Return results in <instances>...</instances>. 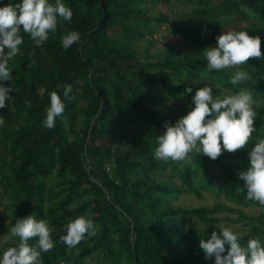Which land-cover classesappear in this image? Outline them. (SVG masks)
Wrapping results in <instances>:
<instances>
[{
    "label": "trees",
    "instance_id": "trees-1",
    "mask_svg": "<svg viewBox=\"0 0 264 264\" xmlns=\"http://www.w3.org/2000/svg\"><path fill=\"white\" fill-rule=\"evenodd\" d=\"M178 1L194 7L173 20L172 0H65L72 19H61L40 45L23 33L10 58L13 79L4 83L13 98L0 108V231L7 210L14 221L47 218L56 243L42 253L43 264H213L199 241L220 225L239 226L242 244L264 241V205L246 198L238 175L248 149L215 159L194 153L186 163L153 156L164 122L185 113L204 83L220 96L250 88L259 115L247 147L264 138V59L209 70L203 53L217 34L241 29L260 35L264 52V0H249L258 3L253 10L247 0ZM157 2L169 11H153L149 3ZM169 28L183 44L165 39ZM73 29L81 40L65 49L61 37ZM237 70L248 76L234 85ZM68 84L71 98L63 96ZM52 90L65 110L48 128L42 121ZM179 100L184 108L173 105ZM184 194L215 201L189 207L178 203ZM82 214L97 231L68 246L60 237ZM18 239L10 234L0 254Z\"/></svg>",
    "mask_w": 264,
    "mask_h": 264
},
{
    "label": "clouds",
    "instance_id": "clouds-1",
    "mask_svg": "<svg viewBox=\"0 0 264 264\" xmlns=\"http://www.w3.org/2000/svg\"><path fill=\"white\" fill-rule=\"evenodd\" d=\"M72 17L73 9L65 0H9L0 3V108L13 98L12 85L4 81L13 79L9 60L21 51L23 33H28L35 44L40 45L48 39L50 32L56 30L61 19L71 20ZM80 40L81 33L76 29L61 37L65 49ZM203 53L209 70H227L247 62L250 57L264 59L261 36L251 35L248 29L217 34L216 42L203 49ZM247 76V72L237 70L231 75V82L239 84ZM71 91V84L64 86L63 96L71 98ZM185 91L192 93V86ZM64 110V99L58 91L52 90L42 124L55 127L57 117ZM258 115L250 88H239L232 94L220 96L212 83H204L196 88L185 113L175 121L164 122V131L156 137L153 156L158 160L186 163L193 159L194 153L207 154L215 159L224 150L246 148L249 162L238 175L247 189L246 198L264 205V138L251 148L247 147L256 129ZM3 124L4 117L0 115V126ZM53 230L47 218H38L35 213L17 217L10 233L19 239L3 250L0 264H43L42 253L56 243ZM96 231L94 219L82 214L68 221L60 240L68 246H75ZM239 235L233 228L220 225L219 231L214 229L210 235L201 237L200 247L206 257H214L213 264H264V241L250 237L242 244Z\"/></svg>",
    "mask_w": 264,
    "mask_h": 264
},
{
    "label": "rangeland",
    "instance_id": "rangeland-1",
    "mask_svg": "<svg viewBox=\"0 0 264 264\" xmlns=\"http://www.w3.org/2000/svg\"><path fill=\"white\" fill-rule=\"evenodd\" d=\"M172 3L174 5L172 7L173 11L171 13L173 20H178L180 18L181 11H183L185 7H187L189 11L192 10L194 7L190 3L187 4V3H184L183 1H178V0H172ZM247 5H248V9L250 10H253L254 8L258 7V3L256 1L252 2V1L247 0ZM149 6L153 11H156V12H160V11L168 12L169 11V6H167L166 4L162 2H157L155 4L149 3ZM165 39L173 40L176 46L183 44L182 39L176 37L173 34V32L170 30V28L169 30L166 31ZM262 40L264 41V38H262ZM160 46L162 47V45ZM200 85L198 84L197 87H199ZM228 94H231V93L229 92V93H226L225 95H228ZM173 105L179 108H184V103L181 100L173 103ZM214 201H215L214 198L211 196H206L205 198L199 199L191 194H184L180 196V198L178 199V203L184 204L189 207H197V206H201L204 204H212ZM258 210L259 208H256V207L252 208V211H258ZM5 216H6L7 222L5 224L4 230L0 231V252L3 246L5 245L6 241L10 239V234H11L10 228H11V225L15 222L12 219L11 212L9 210L5 212ZM231 228H233V230L238 233L240 232L239 226H231ZM101 264H104V263L102 262Z\"/></svg>",
    "mask_w": 264,
    "mask_h": 264
},
{
    "label": "water",
    "instance_id": "water-1",
    "mask_svg": "<svg viewBox=\"0 0 264 264\" xmlns=\"http://www.w3.org/2000/svg\"><path fill=\"white\" fill-rule=\"evenodd\" d=\"M96 181H99V180L96 179ZM99 184H100L102 187H104V185L102 184V182H99Z\"/></svg>",
    "mask_w": 264,
    "mask_h": 264
}]
</instances>
